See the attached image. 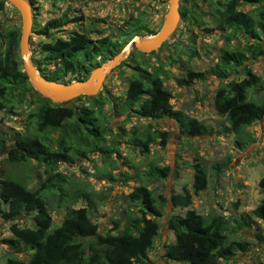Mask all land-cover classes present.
Segmentation results:
<instances>
[{
	"label": "trees",
	"instance_id": "1",
	"mask_svg": "<svg viewBox=\"0 0 264 264\" xmlns=\"http://www.w3.org/2000/svg\"><path fill=\"white\" fill-rule=\"evenodd\" d=\"M4 2L0 0V8ZM258 2L225 0L216 4L212 1L209 13L217 28L242 32L247 38L258 40L264 33V3L247 11L237 8L240 3ZM64 22L63 17H51L45 21V28L54 29ZM131 32L145 35L138 25ZM18 34L14 29L6 30V43L0 54V109L10 111L20 105L27 94L32 95V104L24 112L23 130L16 132L7 143L0 135V154L5 155L4 160L25 172L19 175L0 168V218L13 220L8 227L11 236L4 238L10 253L30 251L27 264H141L146 261L158 233L159 224L154 217L162 216L165 202L185 208L182 214H170L166 219V227L174 236L172 243L163 246L162 257L166 260L182 264H222V260L233 257L236 252L249 250V241L231 238L228 233L249 227L254 223L253 218L264 219V199L249 213L229 220L214 210L202 214L186 208L191 199L187 189L168 197L155 196L144 183L133 186L125 194L128 202H137L140 207L135 211L126 205L121 210L122 227L117 232H100L87 208L74 204L85 199L88 206H96L104 195L88 183H77L57 171L56 165L59 161L71 162L87 152L98 151L108 157L114 151L112 145L102 143L105 133L101 123L102 107L108 98L100 91L93 96L80 94L71 103H52L40 96L29 84L20 58L12 48L18 41ZM230 35L231 32L226 34V43L219 49L216 62L204 71L187 69L179 83L201 79L206 73L219 79L212 97L213 108L223 117L227 124L225 129L233 134V145L243 149L252 142L246 128L264 116V80L242 63L248 56L246 53L255 55L261 50L254 43L230 48L227 44ZM125 40L93 39L84 32L74 31L65 38L55 37L41 43L42 56L32 57L31 62L44 79L70 82L86 78L91 69L114 56ZM123 64L124 60L115 67ZM239 69L243 77L221 81ZM127 79L123 108L137 116L172 118L181 131L190 135L208 132L201 121L172 107L170 92L156 72L136 66ZM78 99L85 102L74 104ZM134 138L147 154L148 146L154 140L158 139L162 146L165 144L167 133L146 124L142 131L134 133ZM31 161L43 167L44 173L42 178L37 175L33 186L28 185L33 179ZM223 165L216 163L213 168L217 170ZM193 168L191 186L197 192L206 187L207 175L198 163ZM168 171L167 165L156 163H149L146 168V174L157 179L166 176ZM258 186L264 187V176L259 179ZM48 206L63 208L59 224L52 225ZM28 214L33 226H19L16 220ZM255 238L264 242L262 235L255 234ZM5 264H22V261L12 254L7 256ZM256 264H264V259Z\"/></svg>",
	"mask_w": 264,
	"mask_h": 264
},
{
	"label": "rangeland",
	"instance_id": "2",
	"mask_svg": "<svg viewBox=\"0 0 264 264\" xmlns=\"http://www.w3.org/2000/svg\"><path fill=\"white\" fill-rule=\"evenodd\" d=\"M225 0H178L179 21L173 34L161 45L150 52H141L130 48L120 67H113L103 78L98 91L108 98L103 104L101 123L105 133L102 143L112 145L114 151L108 157L98 151L87 152L85 156L71 162L59 161L56 170L76 182L88 183L93 190L99 191L104 198L96 206H88L85 199L78 200L74 205L85 206L91 220L96 223L100 232L111 230L117 232L123 224L121 210L128 205L135 210L140 207L137 202H128L125 194L131 188L144 183L152 189L154 195L168 197L171 193L190 192V203L186 208L195 209L205 214L211 210L228 217L238 219L242 213H249L260 200L264 199V187L258 186L259 179L264 176V116L246 129L252 142L243 149L233 145V134L225 129L227 125L222 116L216 114L212 97L219 84L213 74H204L201 79H194L187 84L179 83L187 69L204 71L217 61L219 49L225 45V36L231 32L227 42L230 48L245 47L254 43L261 52L248 56L242 65L249 68L264 80V33L258 40L247 38L242 32L228 31L217 28L214 18L209 13V4ZM31 8V27L28 34L30 59L40 57V45L55 37L65 38L72 32H84L90 38L106 37L118 42L128 43L133 36L131 30L136 25L144 31L145 38H150L159 29L167 8V0H28ZM258 3H240L237 7L247 11ZM183 13H182V12ZM182 13V14H181ZM51 17H63L65 22L54 29H46L45 21ZM20 17L17 10L8 2L0 8V54L5 46L4 38L7 29L19 33ZM138 35V34H135ZM122 46V47H123ZM126 47V46H124ZM18 54V41L12 46ZM19 57V55H18ZM136 66L149 72H156L164 87L170 92L169 102L174 109L182 110L190 117L201 121L207 126L208 132L190 135L179 129L172 118L152 119L137 116L122 107L130 71ZM243 72H231L229 77L221 80L240 79ZM75 99V98H74ZM72 99L68 103L74 101ZM78 99L74 104L84 103ZM32 104V95L27 94L25 100L12 110L0 109V135L6 143L16 132L24 127V112ZM149 124L152 129L167 133V140L162 146L156 139L148 146V153L134 138V133L143 130ZM0 154V168L19 175L24 170L10 165ZM33 186L37 175L44 176L43 167L31 161ZM149 163L169 167L168 174L162 178L150 177L146 174ZM201 165L207 175L206 187L203 190L192 189L193 165ZM224 163L215 170L213 165ZM185 208L173 207L170 202L162 205V216L154 217L158 224L152 248L147 259L141 264H182L162 257L164 244L174 240L173 232L166 227V219L170 214H182ZM52 225L59 224L63 216V208L48 206ZM249 227L228 235L234 239L250 242L246 252L236 254L222 260V264H256L264 259V242H259L255 234L264 236V219L253 218ZM19 226L32 227L31 215L20 216L16 220ZM13 220L0 218V264L6 263L8 255H15L27 264L30 251L11 252L4 238L10 237L8 229Z\"/></svg>",
	"mask_w": 264,
	"mask_h": 264
},
{
	"label": "water",
	"instance_id": "3",
	"mask_svg": "<svg viewBox=\"0 0 264 264\" xmlns=\"http://www.w3.org/2000/svg\"><path fill=\"white\" fill-rule=\"evenodd\" d=\"M13 6L20 17L18 34V55L21 61L22 71L33 89L52 103H68L78 95L93 96L97 94L105 75L120 61L126 58L123 53L124 46L135 48L141 52H150L158 48L161 43L171 36L179 21L178 0H167V8L163 21L157 32L150 38L133 35L114 56L95 66L86 78L70 82H60L44 79L33 66L28 48V34L31 27V8L28 0H4ZM128 51V52H129Z\"/></svg>",
	"mask_w": 264,
	"mask_h": 264
},
{
	"label": "bare ground",
	"instance_id": "4",
	"mask_svg": "<svg viewBox=\"0 0 264 264\" xmlns=\"http://www.w3.org/2000/svg\"><path fill=\"white\" fill-rule=\"evenodd\" d=\"M128 51H129V46L126 45V47L123 48V53L127 54L129 53Z\"/></svg>",
	"mask_w": 264,
	"mask_h": 264
}]
</instances>
